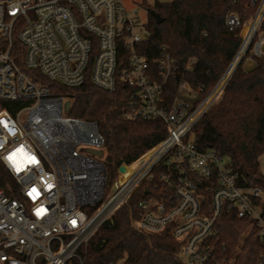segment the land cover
Masks as SVG:
<instances>
[{
  "label": "built area",
  "instance_id": "obj_1",
  "mask_svg": "<svg viewBox=\"0 0 264 264\" xmlns=\"http://www.w3.org/2000/svg\"><path fill=\"white\" fill-rule=\"evenodd\" d=\"M250 4V19L226 18L241 38L226 70L203 95L180 81L170 102L176 63L165 50L157 56L147 50L151 32L135 6L0 0V167L13 180L12 187L0 179V264H85L92 238L141 190L133 226L146 236L168 233L186 264H235L243 244L231 255L217 243L223 214L248 220L244 236L256 231L264 246V188L244 182L228 156L195 142V128L223 100L231 79L264 58V0ZM15 37L32 75L13 57ZM43 80L120 89L131 104L127 120L163 121L168 135L134 162L139 166L124 182L134 163L121 165L109 189L98 123L70 117L67 99L53 96ZM257 264H264V249Z\"/></svg>",
  "mask_w": 264,
  "mask_h": 264
},
{
  "label": "trees",
  "instance_id": "obj_2",
  "mask_svg": "<svg viewBox=\"0 0 264 264\" xmlns=\"http://www.w3.org/2000/svg\"><path fill=\"white\" fill-rule=\"evenodd\" d=\"M152 10L163 22L157 24L148 15L151 37L146 48L156 56L165 50L176 63L170 102L175 99L180 81H187L194 90L205 94L214 77L226 70L241 43L239 30L230 31L226 25L227 16L236 14L246 21L255 14L250 0H174L156 3ZM12 54L18 66L32 75L25 69L24 48L16 37ZM43 84L53 96L67 99L70 117L98 123L105 141L104 165L109 189L121 165L136 162L168 135L163 121L127 120L125 114L131 110V104L120 89L107 92L90 80L77 88L47 80ZM195 135L199 149H214L228 156L244 182L264 188V175L260 171V158L264 155V58H258L253 69L238 71L228 83L223 100L197 125ZM138 166L134 163L122 181ZM0 179L2 186L13 187V180L1 167ZM155 185V182L146 185L151 195ZM6 193L12 195L8 190ZM144 193L139 191L115 214L113 224L105 225L92 238L82 253L85 264H186L179 258L180 245L168 233L146 236L133 226ZM248 223L234 214H223L217 222L220 246L225 245L233 255L243 244L235 264H257L264 249L256 231L244 236Z\"/></svg>",
  "mask_w": 264,
  "mask_h": 264
},
{
  "label": "rangeland",
  "instance_id": "obj_3",
  "mask_svg": "<svg viewBox=\"0 0 264 264\" xmlns=\"http://www.w3.org/2000/svg\"><path fill=\"white\" fill-rule=\"evenodd\" d=\"M174 0H123L124 5L127 8H131L135 6L138 11L141 13V16L148 20V12L146 11L147 8H154L156 3H171ZM255 64H248L245 65L244 69L251 70L253 69ZM260 171L264 175V155L260 158Z\"/></svg>",
  "mask_w": 264,
  "mask_h": 264
},
{
  "label": "water",
  "instance_id": "obj_4",
  "mask_svg": "<svg viewBox=\"0 0 264 264\" xmlns=\"http://www.w3.org/2000/svg\"><path fill=\"white\" fill-rule=\"evenodd\" d=\"M146 11L148 12V14L156 21L157 24H161L163 22V19L161 18V16L159 14H157L154 10H152L151 8H147ZM201 99V96H199L197 99H195L193 102H198L199 100ZM69 106H70V103L67 102L66 104V110L69 109ZM91 153L93 155H97L99 157H102L103 156V152L100 151V152H96V151H91ZM121 172H124L125 169L124 168H121L120 169Z\"/></svg>",
  "mask_w": 264,
  "mask_h": 264
},
{
  "label": "bare ground",
  "instance_id": "obj_5",
  "mask_svg": "<svg viewBox=\"0 0 264 264\" xmlns=\"http://www.w3.org/2000/svg\"><path fill=\"white\" fill-rule=\"evenodd\" d=\"M135 171H136V170H135ZM135 171H134V172H135ZM134 172L131 173L129 176H127V177L125 178V180H127L130 176H132V175L134 174ZM125 180H123V182H124Z\"/></svg>",
  "mask_w": 264,
  "mask_h": 264
}]
</instances>
